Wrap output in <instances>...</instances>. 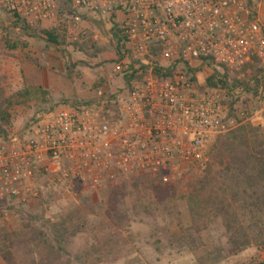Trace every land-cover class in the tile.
Returning <instances> with one entry per match:
<instances>
[{
  "label": "built area",
  "instance_id": "built-area-1",
  "mask_svg": "<svg viewBox=\"0 0 264 264\" xmlns=\"http://www.w3.org/2000/svg\"><path fill=\"white\" fill-rule=\"evenodd\" d=\"M253 1L0 0L13 20L54 24L72 43L87 35L85 17L111 20L118 37L110 75L143 76L121 100L107 101L115 112L64 105L27 138L0 136V202L41 201L43 176L50 186L97 190L116 173L158 174L175 162L204 169L216 138L253 120L243 110L229 118L224 88L202 89L191 65L239 71L258 58L264 68V25ZM258 79L264 121V71Z\"/></svg>",
  "mask_w": 264,
  "mask_h": 264
},
{
  "label": "rangeland",
  "instance_id": "rangeland-1",
  "mask_svg": "<svg viewBox=\"0 0 264 264\" xmlns=\"http://www.w3.org/2000/svg\"><path fill=\"white\" fill-rule=\"evenodd\" d=\"M260 1H253L256 11ZM37 25L56 28L48 22ZM83 26L88 33L78 41V47L60 32L61 40L64 39L60 49L52 46L46 52L45 43L40 37L24 34L13 19L0 9V101L20 90L29 89L32 92L28 99L17 98L20 102L11 106V119L5 126L7 137L4 138H27L43 116L64 105L84 104L104 109L107 101L123 98L129 89L124 76L110 75L114 62L112 56L117 51L113 22L85 17ZM26 55L36 58L42 67L29 62ZM68 65L75 66L74 70H68ZM261 68L259 75L264 71L262 65ZM198 72H201V80L205 82L209 76L218 72L215 80L217 87L220 86L218 79L224 73L230 84L235 78L245 80L248 87L240 85L233 89L232 95L238 100L236 106L248 112L253 120L244 124L263 126L259 83L253 81L251 70L224 72L222 67L202 66ZM138 82L141 81L134 80L132 83ZM38 87L41 89L37 90ZM98 87L106 90L104 98L96 97L95 90ZM115 110L116 103L111 112ZM202 171L197 164L175 162L167 171L162 172V176L158 173L143 177L138 189L133 186L134 181L129 178L130 175H123L121 180L112 182L114 185L106 178L102 188H82L80 191L50 186L48 178L43 176L42 200L30 204L6 201L14 206L12 209L0 208V225L19 226L37 216L47 221L63 218L76 205L82 204L81 192L88 190L103 200L101 204L104 202L108 212L111 192L119 190L125 194L122 210L130 213L129 221L121 230L122 236H119L122 240L120 257L112 260L105 254L94 253L90 256L91 261H96L99 256L101 262L98 264H261L264 262V253L258 252L256 246L238 250L227 244V233L218 217H209L206 229L200 233L191 231L194 191L190 184L195 185ZM113 175H116L113 178L120 176L117 173ZM109 185L113 186L110 190L107 189L111 187ZM134 206L136 211L133 212L131 210ZM89 248L91 246L84 235L78 236L70 251L81 254ZM15 262L10 252H0V264H17Z\"/></svg>",
  "mask_w": 264,
  "mask_h": 264
},
{
  "label": "trees",
  "instance_id": "trees-1",
  "mask_svg": "<svg viewBox=\"0 0 264 264\" xmlns=\"http://www.w3.org/2000/svg\"><path fill=\"white\" fill-rule=\"evenodd\" d=\"M13 21L24 34L40 37L45 43L46 52L52 46L60 49L64 42V39L61 40L60 31L56 28L30 26L22 19ZM62 35L64 36L63 33ZM115 36L118 37V34ZM75 46L78 47V42H75ZM26 59L41 67L36 58L26 55ZM261 65L260 60L254 58L252 63L246 64L241 70L242 72L251 70L253 81L260 83L257 76L262 71ZM74 67L69 66L68 70L72 71ZM142 68L146 71V66ZM222 69L224 72L229 70L225 66ZM196 71L193 70L192 73L195 74ZM217 77L218 72L207 78L202 89L206 86L217 87L215 84ZM124 79L128 88L132 89V82L142 81L143 76L135 71L125 75ZM227 79L228 76L224 73L218 80L220 87L226 89V95L230 97L227 102L230 107L228 114L230 118L235 117L239 110L236 106L238 100L236 101L232 95L233 89L240 85L248 87V83L235 78L230 84ZM0 95H2L1 88ZM31 95L29 89H24L0 101V136L7 137L5 126L11 119V106L20 102L17 98L28 99ZM113 108L114 105L109 102L104 105L105 111ZM225 134L216 138L208 153L210 161L207 162L195 185L190 184L194 191L191 231L200 233L206 229L209 217H218L226 230L228 245L237 247L238 250L254 245L258 252L264 253L263 126L241 124ZM162 172H159L161 176ZM149 175L151 174H132L129 178L134 181L133 186L138 189L141 179ZM115 176L107 177L110 183L124 177L120 175L113 178ZM109 186L111 187L107 189L113 188L112 185ZM81 189V185L75 187V190ZM81 193L82 204L76 205L63 218L47 221L44 217L37 216L22 222L19 226L0 225V252H10L17 264H98L99 261L101 262L99 256L96 257V261L90 260V256L94 253L105 254L112 260L119 259V249L122 245L119 236H122L121 230L130 218V213L122 210L125 194L113 190L112 198L108 203H111L109 211L106 212V206L104 202L103 205L101 204L103 200L100 197L97 198L89 190ZM13 206L5 201L0 202V208L12 209ZM131 211H136V206ZM84 235L87 236L91 248L84 253L73 254L70 248L78 236Z\"/></svg>",
  "mask_w": 264,
  "mask_h": 264
},
{
  "label": "crops",
  "instance_id": "crops-1",
  "mask_svg": "<svg viewBox=\"0 0 264 264\" xmlns=\"http://www.w3.org/2000/svg\"><path fill=\"white\" fill-rule=\"evenodd\" d=\"M261 2V1H260ZM255 8V7H254ZM257 12V13H256ZM256 15L258 16V18L260 19V21L262 22V24L264 25V1L262 0L261 3H259V5L257 6V11L255 10ZM116 56H117V51L113 54L112 59L115 62L116 61ZM113 62V63H114ZM192 70H197L195 72L196 75V80L199 83V85L202 87L205 85V80H201V72H198V69H200V67L204 66L207 67L206 65L203 64H198V63H193L192 65ZM42 67V66H41ZM208 77V76H207ZM210 77V76H209ZM208 77V78H209ZM206 79V78H205ZM207 80V79H206Z\"/></svg>",
  "mask_w": 264,
  "mask_h": 264
}]
</instances>
